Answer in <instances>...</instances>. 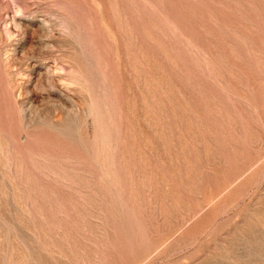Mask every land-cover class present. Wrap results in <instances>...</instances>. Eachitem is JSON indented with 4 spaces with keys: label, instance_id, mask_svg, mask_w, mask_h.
Here are the masks:
<instances>
[{
    "label": "rangeland",
    "instance_id": "1",
    "mask_svg": "<svg viewBox=\"0 0 264 264\" xmlns=\"http://www.w3.org/2000/svg\"><path fill=\"white\" fill-rule=\"evenodd\" d=\"M0 264H264V0H0Z\"/></svg>",
    "mask_w": 264,
    "mask_h": 264
}]
</instances>
